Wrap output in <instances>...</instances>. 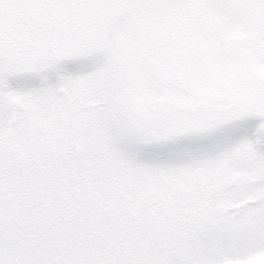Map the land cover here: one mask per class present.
<instances>
[{"label":"snow or ice","instance_id":"snow-or-ice-1","mask_svg":"<svg viewBox=\"0 0 264 264\" xmlns=\"http://www.w3.org/2000/svg\"><path fill=\"white\" fill-rule=\"evenodd\" d=\"M0 264H264V0H0Z\"/></svg>","mask_w":264,"mask_h":264}]
</instances>
